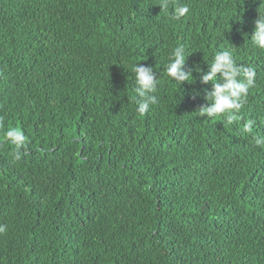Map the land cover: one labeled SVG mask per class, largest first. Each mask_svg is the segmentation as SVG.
Masks as SVG:
<instances>
[{
    "label": "trees",
    "instance_id": "16d2710c",
    "mask_svg": "<svg viewBox=\"0 0 264 264\" xmlns=\"http://www.w3.org/2000/svg\"><path fill=\"white\" fill-rule=\"evenodd\" d=\"M159 3L0 0V264H264V4ZM177 47L185 71L225 50L255 70L237 121L196 113L213 85L167 76ZM138 63L159 81L144 115Z\"/></svg>",
    "mask_w": 264,
    "mask_h": 264
},
{
    "label": "clouds",
    "instance_id": "9594fccd",
    "mask_svg": "<svg viewBox=\"0 0 264 264\" xmlns=\"http://www.w3.org/2000/svg\"><path fill=\"white\" fill-rule=\"evenodd\" d=\"M172 0H160L159 7L162 12L166 11ZM264 4V0H262ZM187 5L174 6L172 14L173 20H180L189 13ZM254 33L251 36V43L254 47L264 49V15L259 13V18L255 20ZM188 58V57H187ZM187 58L184 49L177 47L171 54L170 61L166 65L167 76L182 87L185 83H195L194 73L200 74L204 84L211 83L213 91L205 96L208 106L201 107L196 112L200 117L212 119L218 116H226L227 123L232 124L238 120L237 113L241 111L246 102L249 89L254 85L256 72L252 68L238 66L230 51H220L211 61V71L203 74L200 66H194L190 71H185ZM132 72L135 76V101L136 111L140 115L147 113L151 106L158 103L157 92L158 79L152 67H146L142 63L133 66ZM217 74H221L223 83L218 79ZM243 77V79H241ZM192 81L189 83V81ZM180 87V89H181ZM250 124L245 125V131L250 130ZM7 138L17 149L16 155L19 157L20 149L25 145L26 137L18 129H9ZM261 143V141H257ZM4 228L0 226V232Z\"/></svg>",
    "mask_w": 264,
    "mask_h": 264
}]
</instances>
